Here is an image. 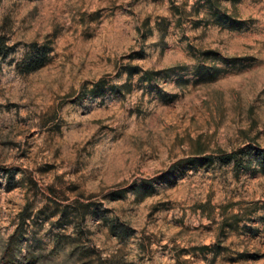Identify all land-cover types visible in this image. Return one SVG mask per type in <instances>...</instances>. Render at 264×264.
I'll return each instance as SVG.
<instances>
[{"label":"rangeland","instance_id":"1","mask_svg":"<svg viewBox=\"0 0 264 264\" xmlns=\"http://www.w3.org/2000/svg\"><path fill=\"white\" fill-rule=\"evenodd\" d=\"M0 37V264H264V0H0Z\"/></svg>","mask_w":264,"mask_h":264},{"label":"trees","instance_id":"2","mask_svg":"<svg viewBox=\"0 0 264 264\" xmlns=\"http://www.w3.org/2000/svg\"><path fill=\"white\" fill-rule=\"evenodd\" d=\"M4 43H5V38L4 37H0V50L2 49V47H4ZM231 158H232L231 156L226 157L225 158V163L229 162ZM203 159L207 160L208 157H204ZM148 195H149V193H146L145 195H141L140 198L146 197Z\"/></svg>","mask_w":264,"mask_h":264}]
</instances>
